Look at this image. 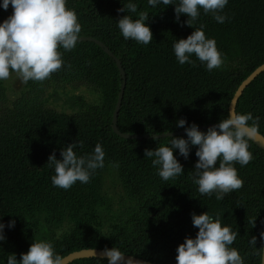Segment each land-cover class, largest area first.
Segmentation results:
<instances>
[{
	"label": "trees",
	"instance_id": "trees-1",
	"mask_svg": "<svg viewBox=\"0 0 264 264\" xmlns=\"http://www.w3.org/2000/svg\"><path fill=\"white\" fill-rule=\"evenodd\" d=\"M2 2V0H0ZM127 0H68L76 10L82 31L79 37L99 40L78 41L71 51L63 52L64 66L47 81L77 79L102 92L101 104H86L84 110L69 114L38 105L35 100H18L14 108L0 113V220L6 225L15 220L14 228H5L6 241L0 242V264L7 255L27 253L35 240L53 242L63 257L88 248L118 247L123 253L155 264H177V248L186 237L195 238L192 214L208 211L221 215L224 224L239 235L232 247L238 249L244 264H260L264 239V149L252 141L254 159L246 166L235 167L244 180L243 187L223 200L201 195L193 182L198 160L193 146L189 158L174 155L184 166V174L164 181L153 167L145 149L155 150L173 137H153L184 128L179 119L198 126L219 123L229 115L230 101L240 83L264 63V0H229L224 12L225 23L211 15L201 16L193 26H181L175 20V5L152 8L147 0H136L139 12H148L146 21L153 32L148 45L125 40L116 22L128 13L118 12ZM0 8V22L12 14ZM138 18V14H133ZM188 19L182 14L180 21ZM200 24L214 38L224 54L220 68L208 71L194 55L195 65H180L172 44L187 38ZM124 70V78L113 56ZM117 127L113 114L122 89ZM35 86L41 81H32ZM236 111L259 117V133L264 136V72L239 98ZM251 123V121L249 122ZM207 131V130H201ZM83 141L79 154L91 153L97 143L106 152L105 166L97 169L88 183L74 184L64 190L52 184L54 168L47 164L55 151L69 143ZM217 162V166H218ZM116 177L126 198L133 206L117 218L104 217L93 222L97 207L105 202L103 187L106 174ZM46 215L50 223L68 220L67 229L56 237L49 232L39 236L38 216ZM26 215L29 220H25ZM98 217V218H99ZM254 221V223H253ZM106 222V224H105ZM257 238L256 247L249 241ZM70 264H107L106 258H84Z\"/></svg>",
	"mask_w": 264,
	"mask_h": 264
},
{
	"label": "clouds",
	"instance_id": "clouds-1",
	"mask_svg": "<svg viewBox=\"0 0 264 264\" xmlns=\"http://www.w3.org/2000/svg\"><path fill=\"white\" fill-rule=\"evenodd\" d=\"M68 0H2L0 8L5 11L11 4L13 12L0 22V81L8 80L13 73L22 83L45 81L59 71L65 64L64 51L73 50L82 31L75 9L67 7ZM152 8L175 5V20L181 26H193L201 16L211 13L218 23L228 20L224 12L229 0H147ZM123 3V2H122ZM127 12L117 22L125 40H135L139 44L148 45L153 40V32L146 21L148 12L138 13L136 0H127L118 12ZM133 14H138L134 18ZM182 14L188 19L180 21ZM206 25L200 24L187 36L176 40L172 49L180 65H195L193 55L205 65L208 71L220 68L224 63V54L217 47L216 40L205 33ZM251 121V123H249ZM260 118L230 110L229 115L207 131H201L193 122L188 125L186 118L179 119L177 127L184 128L185 137H173L167 144H158L155 150L145 149V157L151 158L157 174L164 180L184 174V166L174 155L188 159L193 146L198 160L193 171V182L198 185L201 195L217 200L243 187L244 180L238 174L235 164L241 167L248 165L253 159L250 151V140L259 135ZM84 142L69 143L61 149V159H57L55 151L50 154L47 164L54 168L51 177L53 186L64 190L70 189L78 181L88 183L97 169L105 166L106 152L103 145L97 143L91 153L79 154L77 149L83 148ZM217 162L218 166H217ZM2 217V216H0ZM15 220L7 225L0 220V242L6 241L5 228H14ZM193 226L198 228L195 238L186 237L177 248V264H244L238 249L232 247L239 233L224 224L219 213L213 215L208 211L192 214ZM254 223V221H253ZM264 239V232L260 233ZM255 236L249 241L256 247ZM96 255L95 249L92 250ZM17 260L15 253L7 255V264H65L64 257L55 251L53 242L35 240L27 253H21ZM103 256L107 264H140L118 248H105ZM264 264V257L260 258Z\"/></svg>",
	"mask_w": 264,
	"mask_h": 264
},
{
	"label": "rangeland",
	"instance_id": "rangeland-1",
	"mask_svg": "<svg viewBox=\"0 0 264 264\" xmlns=\"http://www.w3.org/2000/svg\"><path fill=\"white\" fill-rule=\"evenodd\" d=\"M20 99H32L38 105L74 114L84 110V103L101 104L103 95L102 92L82 84L77 79H66L64 82L55 79L49 82L45 80L35 86L32 80L22 83L13 73L8 80L0 81V113L6 108H14L15 103ZM103 188L105 202L102 206L97 207L95 215L91 216L93 222L101 221L103 216H99L102 213H104L102 214L104 217L107 215L106 217L110 220L117 218L128 206H133V201L125 197L124 191L114 175L106 174ZM27 217L28 215L25 220H29ZM46 217L43 214L38 216L39 231L36 232L37 235L47 237L48 233L52 232L56 237L61 236L68 227V220H64L63 223H50Z\"/></svg>",
	"mask_w": 264,
	"mask_h": 264
},
{
	"label": "water",
	"instance_id": "water-1",
	"mask_svg": "<svg viewBox=\"0 0 264 264\" xmlns=\"http://www.w3.org/2000/svg\"><path fill=\"white\" fill-rule=\"evenodd\" d=\"M10 7H11V9L13 11V8H12L11 4H10ZM87 40H92L96 44H98L99 46H103V44L99 40L91 38V37H83L82 36V37L78 38V41H87ZM106 52L109 55L113 56V54L109 50L106 49ZM113 58H114V60L117 63V66H118V68L120 70V73H121L122 77L124 78L125 74H124V70H123V68L121 66V63L119 62V60L115 56H113ZM263 72H264V63H262L261 65L256 67L240 83V85L236 89V91H235V93H234V95H233V97H232V99L230 101L229 111L231 109L236 111L237 102H238L239 98L241 97V95L243 94L244 90ZM124 86H125V81H123L122 89H121V92H120L119 97H118V101H117V104H116V107H115V111H114V114H113V121L112 122H113V130L117 134H119L121 136H124V137H128L129 136L128 134L120 132L118 127H117V116H118V112H119L121 101H122ZM217 124L218 123H211V124H207V125H201V126H199V129L200 130H207L209 127H211L213 125H217ZM182 134H186L184 129L179 130V131H175V132H166V133H162V134H158V135H153V137L165 138V137H173V136L182 135ZM250 141H252L258 147L264 149V136L261 133H259V135L255 139L250 140ZM93 249H95L96 255L93 254V251H92ZM103 250L104 249L88 248V249H81V250L73 251V252L67 254L66 256H64V262H65V264H70V263L74 262L75 260L84 259V258H92V257L106 258V257L103 256ZM262 257H264V242H263V249H262ZM129 258H131V259H133L135 261H139L140 264H155V263H153L151 261L144 260L142 258L135 257V256H132V255L125 254V259H129Z\"/></svg>",
	"mask_w": 264,
	"mask_h": 264
}]
</instances>
